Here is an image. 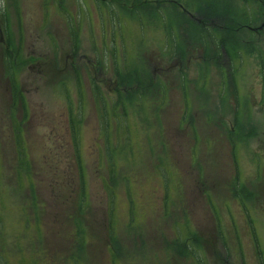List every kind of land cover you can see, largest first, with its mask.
Returning <instances> with one entry per match:
<instances>
[{"label": "rangeland", "instance_id": "rangeland-1", "mask_svg": "<svg viewBox=\"0 0 264 264\" xmlns=\"http://www.w3.org/2000/svg\"><path fill=\"white\" fill-rule=\"evenodd\" d=\"M246 2L264 5L0 0V264H264V15Z\"/></svg>", "mask_w": 264, "mask_h": 264}, {"label": "flooded vegetation", "instance_id": "flooded-vegetation-1", "mask_svg": "<svg viewBox=\"0 0 264 264\" xmlns=\"http://www.w3.org/2000/svg\"><path fill=\"white\" fill-rule=\"evenodd\" d=\"M4 18V17H3ZM0 42H2V43H4V46L6 47V45H5V41H4V37H3V33L1 32V29H0ZM36 59V60H35ZM35 59H33L32 58V60L31 59H27V61H25L26 62V65H27V69L28 68H30V65H33L34 63H33V61L34 62H36L37 63V67H38V72L39 73H42L43 75H45V73H47V71H50V68H49V65H48V63L46 62V60H40L39 58H35ZM75 58H73V60H74ZM40 60V61H39ZM72 60V61H73ZM89 71H91V70H89ZM76 72H78V71H75V73ZM79 73V72H78ZM85 73V72H84ZM85 75L88 77V75H89V72H87V73H85ZM34 79V78H33ZM79 79H80V82H81V84H82V91H83V86H84V84L85 83H83L82 82V77L80 76V73H79ZM89 79V78H88ZM88 82H89V80H88ZM81 84H80V86H81ZM115 84V83H114ZM90 88V90L93 88V86L89 83L88 84V86H87V88ZM81 91V93H82V99H81V101H82V103H83V101H84V107L86 106V102H85V96H84V94H83V92ZM87 91V90H86ZM18 100V101H17ZM16 100V102H15V107H20V99H17ZM83 105H82V107H83ZM22 110H23V113H24V111H25V113L24 114H26L27 116H29V109H28V106H27V102L26 101H24V108H22ZM25 115V116H26ZM69 121H70V119H69ZM70 126H71V129H72V133L73 134H75V132L77 131L76 129H74L73 127H72V122H70ZM22 127L21 126H19V133H21L22 132ZM21 135H22V133H21ZM206 141L208 142L209 141V139H206ZM23 143H24V141H23ZM25 145V144H24ZM173 231V230H172ZM83 234H86V233H83ZM174 234V238L172 239V241H180V239H181V237L177 234V233H173ZM168 235V234H167ZM177 235V236H176ZM87 236H88V234H87ZM162 236V235H161ZM61 242V241H60ZM184 246V245H183ZM169 250V249H168ZM168 250H163V252L165 253V258H166V260L167 261H169L170 259H171V255L169 254V251ZM213 252H214V250H213ZM216 255V254H215ZM216 258H219V256H217ZM194 260L196 261V259L194 258Z\"/></svg>", "mask_w": 264, "mask_h": 264}, {"label": "trees", "instance_id": "trees-1", "mask_svg": "<svg viewBox=\"0 0 264 264\" xmlns=\"http://www.w3.org/2000/svg\"><path fill=\"white\" fill-rule=\"evenodd\" d=\"M246 5H248V9H244V14L246 15V16H250V14H252V15H254V16H263L264 15V5L262 6V5H260V6H258V8L255 6V7H250L249 6V4L246 2V4H245V6ZM250 8V9H249ZM159 8H157L156 10H158ZM249 14V15H248ZM249 18V17H248ZM247 18V19H248ZM250 19V18H249ZM202 20H203V22L205 21V18H202ZM236 21H235V19H234V25H237V22L235 23ZM201 25H199L198 27H200L201 29L203 28V27H208V25H210V24H207L206 25V23H200ZM205 24V25H204ZM212 26V25H211ZM233 28H234V26H233ZM205 29V28H204ZM223 29H225V30H228V26L227 27H222L221 25H216V26H213V29L210 31L211 33H210V35H211V37L213 38V40L216 38V36H218L219 35V32H220V30H223ZM259 31V30H258ZM232 35L233 36H235L234 35V33H236L235 31H233V29H232ZM169 34V33H168ZM217 44H218V46L219 47H221V49H223V47H225V49L226 48H228V46H226V45H224L223 43H218V41H216V40H214ZM237 52H238V49L236 48L235 49ZM227 51H229V48L227 49ZM238 54H239V52H238ZM79 225H75V230H77V231H79V228H81L80 226L78 227ZM78 228V229H77ZM83 231H85V230H83Z\"/></svg>", "mask_w": 264, "mask_h": 264}, {"label": "clouds", "instance_id": "clouds-1", "mask_svg": "<svg viewBox=\"0 0 264 264\" xmlns=\"http://www.w3.org/2000/svg\"><path fill=\"white\" fill-rule=\"evenodd\" d=\"M192 55H194V53ZM103 61H104L105 67H107V65H108V58H107V54L106 53L103 54ZM194 74H195L194 73V66L191 69L186 67L182 71H176V72H174L173 73V78H175L177 80H183L186 76H191V75H194ZM222 76H223L222 73L218 74L217 75V80L218 81L221 80L222 79ZM97 99H98V101L100 103H104L105 102L103 96H98ZM114 101H115V97L114 96L108 98V102L109 103H112ZM253 147H254V145H253Z\"/></svg>", "mask_w": 264, "mask_h": 264}, {"label": "water", "instance_id": "water-1", "mask_svg": "<svg viewBox=\"0 0 264 264\" xmlns=\"http://www.w3.org/2000/svg\"><path fill=\"white\" fill-rule=\"evenodd\" d=\"M263 26H264V22L261 23L259 26L252 28V29H254V30L261 29Z\"/></svg>", "mask_w": 264, "mask_h": 264}]
</instances>
